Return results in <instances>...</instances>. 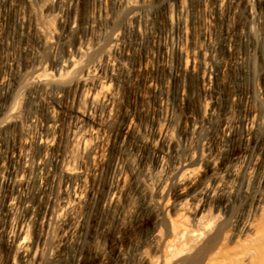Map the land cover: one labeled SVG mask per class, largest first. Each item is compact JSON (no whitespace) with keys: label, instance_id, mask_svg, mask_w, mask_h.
Here are the masks:
<instances>
[{"label":"bare ground","instance_id":"bare-ground-1","mask_svg":"<svg viewBox=\"0 0 264 264\" xmlns=\"http://www.w3.org/2000/svg\"><path fill=\"white\" fill-rule=\"evenodd\" d=\"M156 1L162 24L152 0H119L122 17L101 7L83 24L89 43L79 35L83 22L74 7L62 9V56L36 20L16 17L18 36L37 34L35 47L25 41L19 46L22 60L8 49L12 25L0 11V146L18 129L37 127L34 154L20 146L0 154V264H81L110 138L120 152L100 206L118 225L142 209L152 218L132 248L108 245L114 264H264V112L255 104L264 89L232 93L221 107L216 87L220 68L243 67L248 50L239 51L235 41L258 39L253 26L264 24V11L257 0H239L246 22L231 26L242 12L232 0H200L196 7L193 0ZM222 49L228 57L218 54ZM43 51L52 52V75L43 71ZM173 55L181 60L177 67ZM160 70L169 71L176 84L182 74L196 76L203 94L199 113L181 107L191 95L184 82L176 86L182 110L172 98L167 103L170 80L159 77ZM122 80L147 102L140 106L147 123L118 92ZM97 94L109 127L101 133ZM20 102L27 109L24 119ZM75 147L81 148L77 162ZM102 255L98 264L108 260Z\"/></svg>","mask_w":264,"mask_h":264},{"label":"rangeland","instance_id":"rangeland-1","mask_svg":"<svg viewBox=\"0 0 264 264\" xmlns=\"http://www.w3.org/2000/svg\"><path fill=\"white\" fill-rule=\"evenodd\" d=\"M201 1L200 0H193L192 5L196 4V5H194L196 7L197 5H199L201 3ZM232 1L238 3V5H240V7H239L240 9L242 8L241 10H239V12L244 10L242 7V2H240L239 0L238 1L232 0ZM152 2H153V6L158 7V8L155 7L157 15L159 16V17L157 16V18L161 19V21L158 19V22L160 21L159 23L162 24L164 21L163 8L161 7V5L159 6L158 3H156L157 2L156 0H152ZM111 3H113V4H111ZM197 3H199V4H197ZM256 3H257L256 5H258L257 7H259L260 11L262 10V12H263L264 11V0H257ZM69 5L70 6L72 5L71 6L72 8L74 7L73 9L75 11H77L76 12L77 18H79L81 23L83 22L82 28L80 29V32H79V35L86 37L85 38L86 42L89 40V38H88L89 37V34H88L89 28L86 25L84 27L83 24H86V22L89 20L90 16L97 13V11L100 10L101 7L105 8L106 6H108V8L106 7V9H109V12H111L110 10H112V8H113L112 12L117 11V12H115V13H117L116 15H119L120 17H122L120 15V13L122 14V12H120V11L121 10L123 11V9L119 4V0H31V2H30V0H1L0 1V7H1L0 11L1 12L3 11V13L5 15L4 19L7 18L6 21H7V23H9V25L7 24V27H10L11 25L13 26V27L11 26L12 28L11 27L9 28L12 30H9L7 28L10 31V32L7 31V35L9 36L11 44H12V45H10L11 46L10 48L8 47V49H10V50L12 49L11 52H14L19 57V59L22 60L23 54L19 51V46L21 45V43H24V41H25V43L27 42L30 44V46H33V47H35V45L37 43V34L32 30L29 32L28 36H26L27 34H23V35H21V37L18 36L19 35L18 31H16L17 25H18V19H16V17H19V16L22 17V15H23V18H25V19H31L32 21L36 20L39 27L41 26L40 28H42L44 33L46 32V34H48V36L52 40H55V42L57 41L56 42L57 47L55 46L56 51L54 50V53L56 52L55 53L56 55H58V56L64 55L65 54L64 47L61 46L62 44L61 45L59 44L57 37H58L60 30H61V25H60L59 20H60V17H61V20L63 18L61 16L62 15L61 11H62V9H63V11H65L67 9V7H70ZM112 5H113V7H112ZM120 7H121V9H120ZM3 8H4V10H3ZM4 11L6 12V14ZM240 13L238 14L239 18L238 17H235L236 19L233 18L232 23H231V20L229 21V24L231 26H233V25L241 26V25H243V24H241V23H243V21L246 22L245 12L242 11ZM160 14H161V16H160ZM119 16H117V17H119ZM162 18H163V20H162ZM16 21H17V23H16ZM116 23L122 24L121 18H119V20H117ZM194 25L197 28V22L196 21H195ZM258 25L255 24L253 26L255 33L257 35V38H258V39H256L255 42L253 41V44L252 43L250 44V42H247V44L244 45L245 41L242 39V37H237L238 40L236 39V41H235L236 47L239 48V51H244V50L247 51L248 50L245 54V58H247V60L245 59L246 62L244 64H242L243 67L240 68L239 66H234L233 68L230 67V68H224V69L220 68L219 69L220 74L219 73L217 74L219 77V80H217L218 79V77H217L216 81H218V82H216L217 83L216 87L218 88V91H219L220 96H221L220 97L221 107H225L228 105L227 97L232 93H237L241 96H244V94H246V93H248L249 95H252V94H255V92H258L259 89L262 91L264 89V44L262 43V38L264 36V24L259 23ZM195 34L197 35L198 33L196 32ZM74 35L75 34H73L71 36V40L74 39ZM237 36H238V34H237ZM197 37L201 40V36L199 34L197 35ZM198 38H197V40H198ZM89 42L90 41H88L87 43H89ZM246 47H249V49ZM32 51L35 53L34 50H32ZM32 51L29 53L30 58H33L36 54V53L33 54ZM227 51H228L227 49H222V50H219L220 53L218 52V54L220 56L228 57L230 52L229 51L227 52ZM221 52H222V54H221ZM248 52H250V53H248ZM51 54H52V52H50V51H48V52L43 51L42 52V56L44 55L43 58L45 60L44 65H46V66H43V71L46 74H49V73L53 74L54 73L53 61H52ZM177 57H179V56L173 55L172 58H174V60L172 59V61H173L172 66L177 67L176 65L178 63L180 64L181 60H180V58L176 59ZM179 60H180V62H179ZM246 63H248V64H246ZM166 71L167 70H160L158 75L161 74V75H159V77L170 80V81L167 80L169 82L170 89H167L168 93H166L165 98H164L168 101L167 103L170 102V105L172 103L173 104L176 103L177 105L176 104H174V105L178 106V107H176L177 110H182V108L183 109L188 108L189 110L191 109V112L193 111L194 113H197V112L199 113L200 101H201L200 99H201L203 94H202V92H200L201 90H200L199 85L197 83L196 76L193 74H190V75L189 74H184V75L182 74L181 76L182 77L184 76V77L183 78L181 77V80H179V82H178V83H180V82L187 83L186 85L188 88V92L190 91L189 94H191L190 98L188 97V99L186 101L188 104L186 103V106L183 107L184 105L181 106L183 103H182L181 99H179L180 93H178L179 95L176 94V89H177L176 86L178 83L177 84L173 83L172 78L168 77V76H170L169 71H167V72ZM170 83L172 84V87H171ZM111 87H113V86H111ZM129 88H130V86L126 85L125 80H122L121 83L119 84L118 92L123 96V100L126 103H128V104L130 103L129 106L131 108H133L135 106L137 108V111L139 110L136 113H137V117L139 118L141 123H147L149 121V120H147L148 113L146 112L145 108H143V107L140 108V106L143 105L144 102H146V101H143L141 99V97L137 96L134 93V91L131 90L132 88H130V89ZM143 91H145V90L143 89ZM146 92H147V90H146ZM167 95H169V96H167ZM97 96L99 97V94H97ZM166 96H167V98H166ZM98 97H97V101H99V102H97V117H98L97 122L99 124H97V126H98V128L99 127L101 128V129L99 128L101 130V131L99 130V132L101 133L102 131L104 132V130H106V129L109 131V129H108L109 127H107L103 121L104 115L106 112L105 111V109H106L105 105L102 102L101 98L100 97L98 98ZM171 98L173 99V102H172ZM176 98H178V100ZM263 100H259V101L255 100V104L257 106H260L262 112H264V102H261ZM258 102H260V103H258ZM80 103H81V105H83L84 101H80ZM148 103H151V101H148ZM178 103H180L181 105ZM145 105H147V102L145 103ZM167 106H169V104H167ZM18 107H19V114H20L19 116H20V118L24 119L26 117L25 114H26L27 109L25 108L26 111L22 110V109H24L23 102H20ZM169 108H171V107H169ZM166 110H167V108H166ZM100 113H101V116L99 118L98 115H100ZM43 117H44L43 115L39 116V118L36 119L37 123L42 121ZM63 118L64 117H62V116L60 117V121L64 120L63 122H61V124L66 125L67 120L65 118L64 119ZM100 121H101V123H100ZM29 126L30 127H26L25 129H21V128L18 129L19 131H17V133L14 134L13 137L7 138L8 140L4 139L3 143L0 146V148L2 149V150L0 149V151H1L0 154L1 155L4 154V150H6L7 148H8V150H11V149L18 148L19 146L23 147L27 150L29 149L28 151L31 154H34L36 152V147L33 144V137L36 133L37 127L35 124L29 125ZM20 137H22V138H20ZM12 138H14V139H12ZM23 138H24V140H23ZM20 139H22V143H21ZM111 139L112 138H110V142L108 144V149H106V155H107L106 158L107 159H106L104 166H103L102 175L100 177L101 179L99 178L100 182H99V185H97V188H98L97 189V199L99 198V200L96 199V202L93 206V209L89 213V217L86 221V224H87L86 230H87L88 234H86L87 237L85 238V241H84L83 246H82L83 252H82L81 264H98L97 259L101 258L102 254L106 257L105 258L102 255L104 257L102 260L103 262H104V260L108 259L109 261L108 260L105 261L106 263L108 262L107 264H110V262H111V264L117 263L116 257H114V255L111 254L112 251L110 250V247L108 245L114 243L112 245H118L119 244L122 247L127 246L128 248L129 247L132 248L133 245L136 244L135 242H139L142 239H144V237L146 236V234L148 233V231L150 230L151 225H152L151 215L145 209H142L136 215V217L133 216V218L128 219L127 220L128 222H126V224L123 223L125 225L124 226L123 224H121V225L115 224V222L112 220L110 214L108 212H106L105 210H103V208L100 206L101 205L100 201L105 196L106 191H107V187H108L109 182H110V176H111L112 171H113L114 161H116V157L119 154L118 152H120L119 148L112 144ZM19 140H20V143L22 144V146L19 143ZM86 140H87L86 141L87 144L89 145L90 143H92L94 141V136H92V135L88 136V138ZM89 140H90V142H89ZM24 141H25V143H23ZM57 148L58 149L61 148V145L58 146ZM77 148H79V147H77ZM75 150H76V147L73 149V156H74L73 158H75L76 161H74L75 159L73 161L77 162L79 157L81 156L80 155L81 151H78V150H81V148H79L76 151ZM87 162L88 161H86V164H87ZM0 207H1L0 208V218H3L5 215L4 211H3L4 209L1 205H0ZM2 214H3V216H1ZM181 214L186 215L187 218H190L188 210H182ZM35 231H38V229ZM117 234H119V235H117ZM0 245H1V243H0ZM101 250H103V251L106 250V251L103 252ZM106 254L108 255V257Z\"/></svg>","mask_w":264,"mask_h":264}]
</instances>
